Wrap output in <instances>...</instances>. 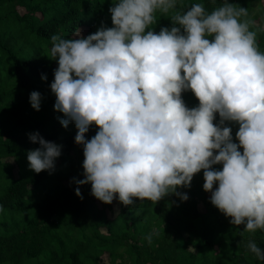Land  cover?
I'll return each mask as SVG.
<instances>
[{"label":"clouds","instance_id":"obj_1","mask_svg":"<svg viewBox=\"0 0 264 264\" xmlns=\"http://www.w3.org/2000/svg\"><path fill=\"white\" fill-rule=\"evenodd\" d=\"M178 0H116L112 27L103 23L86 37L52 35L50 56L58 63L50 89L60 124L74 122L83 146L84 179L91 195L124 206L135 200L156 204L188 188L203 170L210 203L244 231L264 230V25L249 11L223 0L210 13L202 3L178 9ZM157 13L172 26L157 33ZM46 80V75H42ZM199 101L188 108L182 93ZM41 93H30L41 108ZM219 115V123L216 114ZM98 128L86 139L91 125ZM238 125L235 142L232 127ZM39 148L27 154L37 174L55 169L62 145L29 134ZM242 149V151L240 150ZM222 165V169L214 166ZM214 185H218L214 189ZM3 211V205H0ZM149 244L151 236L146 237ZM257 260L264 249L247 244Z\"/></svg>","mask_w":264,"mask_h":264},{"label":"trees","instance_id":"obj_2","mask_svg":"<svg viewBox=\"0 0 264 264\" xmlns=\"http://www.w3.org/2000/svg\"><path fill=\"white\" fill-rule=\"evenodd\" d=\"M114 3L0 0V264H264L247 248L254 240L264 249V230L251 233L244 225H232L203 190V170L190 187L177 189L187 193V201L170 194L156 204L136 199L126 207L118 198L105 204L91 195V184L79 185L83 199L75 194L74 178L84 179L83 146L75 143L74 122L64 128L58 119L63 114L54 110L50 84L58 63L50 56V38L69 39L79 31L86 37L102 23L112 27L108 9ZM195 3L210 13L223 0H178L177 6L187 10ZM229 3L247 8L264 25L263 0ZM165 18L157 13L155 32L172 26ZM258 44L264 52V32L258 34ZM33 91L42 96L39 111L29 101ZM182 98L190 109L199 104L188 91ZM219 119L217 113L214 123ZM228 126L235 141L239 126ZM97 131L91 125L86 139ZM37 132L63 146L51 174L29 167L28 152L40 147L29 134Z\"/></svg>","mask_w":264,"mask_h":264},{"label":"rangeland","instance_id":"obj_3","mask_svg":"<svg viewBox=\"0 0 264 264\" xmlns=\"http://www.w3.org/2000/svg\"><path fill=\"white\" fill-rule=\"evenodd\" d=\"M263 1H264V0H263ZM18 9H19L20 11H23V8H22V7H18ZM165 20H166L167 22H169L167 25H172V22H171L169 16H166ZM83 29H84V28H83ZM188 94H189V96H194V94H193L190 90L188 91ZM74 125H75V124H74ZM208 196H211V193L208 194ZM114 206H115V205H113V207H114ZM102 230H103V229H102ZM103 231H104V230H103ZM102 257H103L104 260L107 262V256H106L105 254H103Z\"/></svg>","mask_w":264,"mask_h":264}]
</instances>
